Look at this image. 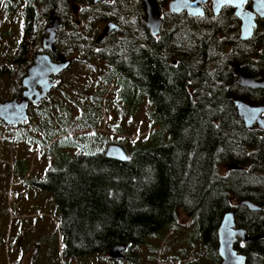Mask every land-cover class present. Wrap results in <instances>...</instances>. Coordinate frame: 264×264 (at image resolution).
<instances>
[{"label": "trees", "instance_id": "trees-1", "mask_svg": "<svg viewBox=\"0 0 264 264\" xmlns=\"http://www.w3.org/2000/svg\"><path fill=\"white\" fill-rule=\"evenodd\" d=\"M2 2L10 10V1ZM70 2L45 4L56 15ZM113 2L124 5V0ZM221 18L166 14L160 34L153 38L143 25L144 16L133 29L114 15L112 21L120 20L123 28L97 53L113 73L107 74L106 86L123 79L135 88L152 108L151 123L162 126L171 143L147 150L123 146L128 156L123 163L109 161L100 150L84 151L71 140L50 146L60 145V163L39 186L52 196L59 212L53 239L56 244L57 235L61 236L65 260L101 256L105 264L125 260L139 264L128 259L131 250L172 228L179 214L197 223L200 243L210 257V242L222 217L232 210L233 202L244 200L262 212L238 210L246 220H236L237 226L250 236L264 235V133L246 131L232 104L235 99L250 106L264 105V91L238 87L231 70L237 63L256 80L264 78V20L257 22L249 42H240L231 12ZM36 22L28 6L19 52L29 51V65L41 46ZM30 40L34 42L29 44ZM41 118H48L46 112ZM87 118L88 114L82 120ZM66 125L61 124L59 132L79 133L80 122ZM56 135L49 129L34 144L45 148ZM77 138L81 142L80 134ZM27 141L31 142L29 136ZM70 147L81 154L71 157L65 152ZM230 163L242 170L222 173ZM115 246L128 247L124 260L107 258ZM241 254L247 264H264V241L250 243Z\"/></svg>", "mask_w": 264, "mask_h": 264}, {"label": "rangeland", "instance_id": "rangeland-1", "mask_svg": "<svg viewBox=\"0 0 264 264\" xmlns=\"http://www.w3.org/2000/svg\"><path fill=\"white\" fill-rule=\"evenodd\" d=\"M3 1H10L11 8L8 10L0 0V102L17 97L24 70L29 66V51H26V55L19 52L25 9L28 6L33 8L38 35L42 33L40 41L46 35L45 28L51 13L44 0ZM170 1L158 0L162 20L168 14L166 10ZM71 5L78 9L76 16L72 15ZM144 11V5L139 0H124V5L107 0L105 4L93 7L82 0H72L67 9L56 14L63 22L56 47L74 63L58 76L56 87L49 93L48 99L36 109L29 108L25 125L11 129L0 121V264H24L17 256L13 257L8 241L18 240L15 226L20 216L35 213H41L42 224L37 228L33 224L21 229L25 231L24 246L33 242L39 231L43 252L49 253L51 249L57 251L54 264H105L101 256L75 261H67L61 256V236L57 235L59 241L56 244L53 239L58 229L59 212L53 206L52 196L42 189H36L34 184L43 182L47 173L60 163L58 148L69 140L81 145L84 151L96 149L103 152L109 145L147 150L171 143L163 127L151 123L152 108L145 98L140 99V93L135 88L123 79L106 86L110 69L93 54L96 51L93 42L97 32L105 23L112 22L114 15L127 20L135 29L141 16H144L145 23ZM76 21L80 24L76 25ZM32 42L34 40H30L29 44ZM41 50L40 46L36 54ZM42 112H46L47 119L41 118ZM87 114L88 118L82 120ZM78 122L79 133L59 132L61 124H67V128ZM49 129L59 133V136L49 138V145L45 148L34 144L42 141L45 131ZM20 134L22 140H18ZM79 134L81 142L77 138ZM56 142L60 145L49 149ZM65 150L71 157L81 154L76 147ZM175 220L172 228L159 232L157 236L146 239L139 248L131 250L128 259H136L139 264H215L206 256L200 243L197 223L183 214H179ZM30 227L32 232H29ZM44 260L42 264H46ZM122 264H129V261H122Z\"/></svg>", "mask_w": 264, "mask_h": 264}, {"label": "water", "instance_id": "water-1", "mask_svg": "<svg viewBox=\"0 0 264 264\" xmlns=\"http://www.w3.org/2000/svg\"><path fill=\"white\" fill-rule=\"evenodd\" d=\"M48 1V0H44ZM145 8L144 25L152 35L157 37L159 34L161 22V10L157 0H141ZM208 1L212 3V12L218 15L220 8L229 7L233 10V15L240 22L239 39L246 41L251 38L252 31L255 28V19H264V0H250L251 10H245L243 7L248 0H244L243 4L237 5L235 2L228 4L224 0H171L167 5V10L171 15H180L185 13L188 17L202 18L204 12L202 6ZM94 3H103L105 0H93ZM71 11L75 14L77 8L70 6ZM62 28V20L51 12L48 16V24L45 28V37L42 38V52L34 56L33 65L27 70L26 76L21 80L20 98H14L10 101L0 102V121L7 127L23 126L28 122V107H38L41 102L48 99L49 93L56 87L57 79L60 74L66 71L72 61L66 59L63 55H59L58 61L53 62L50 55L55 52V44L58 31ZM118 26L109 22L104 25L100 36L96 43L108 34L117 31ZM238 64L232 65L235 84L241 88L249 90H264V79L256 81L253 77L242 70ZM237 119H239L243 128L247 131L257 130L264 131V105L249 106L242 101L233 100ZM104 155L107 159L117 162H127L128 156L126 152L117 145H109L105 148ZM224 169L227 171H240L235 164H225ZM240 206H245L251 211H260V208L250 202L241 201L233 205L236 210ZM234 211L226 213L222 217L220 226L217 229L218 239V256L221 260L220 264H246V258L242 254H237L234 244L237 238L242 242L259 240L261 236L248 238L243 229H235ZM128 247L115 246L109 250L107 258L113 261H120L124 258V253Z\"/></svg>", "mask_w": 264, "mask_h": 264}, {"label": "flooded vegetation", "instance_id": "flooded-vegetation-1", "mask_svg": "<svg viewBox=\"0 0 264 264\" xmlns=\"http://www.w3.org/2000/svg\"><path fill=\"white\" fill-rule=\"evenodd\" d=\"M107 0H105V2H106ZM105 2H103L104 4H105ZM157 2H158V0H157ZM91 3V4H90ZM103 3H94L93 2V0H91V2L89 1V3H88V6H90V7H92L91 5H93V6H100V5H103ZM168 5V4H167ZM251 6H252V4H251V2H250V0H248L247 2H246V4L244 5V9L245 10H251ZM212 3L210 2V1H208L204 6H202V10H203V12L205 13V15L206 14H211L210 15V17L211 18H214V20L215 19H223V18H221V16H222V14L224 13H229V12H231V14H232V16L234 17V15H233V10L232 9H230L229 7H223V8H220L221 10L219 11V13H218V15L217 16H215L214 14H213V12H212ZM166 12H168V11H166ZM77 13H78V9H77V11H76V13L74 14L73 12H72V15L73 16H76L77 15ZM169 14V13H168ZM181 14H185V13H181ZM180 14V15H181ZM186 15V14H185ZM205 15L202 17V18H199V19H203L204 17H205ZM187 16V15H186ZM209 16V15H208ZM145 17H146V15H145ZM188 17V16H187ZM190 18H192V17H190ZM196 19H198V18H196ZM234 19H235V21H237V19L234 17ZM260 20H264L263 18L262 19H259V18H256L255 19V24H256V26H255V28L253 29V31H255L256 30V28H257V22L258 21H260ZM110 22V21H109ZM109 22H107V23H109ZM161 22H162V16H161ZM107 23H105V25L107 24ZM112 23H114L116 26H118V30L117 31H114V32H112V33H110V34H108L107 36H105V38H102V40L99 42V43H96V40H97V38H98V36H100V34H101V32H102V29L104 28H102L101 30H100V32L98 33L97 32V36H96V38H95V40H94V42H93V47H95L94 49H96V51H94L93 52V54L96 56V58L99 60V61H102V60H100V58L98 57V55H97V53H98V51H99V48L101 47V46H103L106 42H108V41H110L111 40V38L113 37V35H114V33H116V32H120L121 30H122V26H121V22H118L117 21V23L116 22H113L112 21ZM237 23H238V28H237V36H238V39H239V33H240V22L239 21H237ZM75 24L76 25H79L80 24V22H78V21H76L75 22ZM161 24V23H160ZM143 25H144V23H143ZM146 27V26H145ZM161 27H162V24H161V26H160V30H159V34H160V31H161ZM62 28H63V22H62ZM61 28V29H62ZM60 29V30H61ZM147 29V28H146ZM59 30V31H60ZM148 30V29H147ZM58 31V32H59ZM253 31H252V36H251V38L250 39H248V40H246V41H241L240 39H239V41L240 42H249L252 38H253V36H254V33H253ZM239 32V33H238ZM149 34H150V32H149ZM158 34V35H159ZM151 35V34H150ZM158 35H157V37H158ZM57 37H58V33H57ZM151 37H152V35H151ZM153 38H156V37H153ZM89 43H90V36H89ZM56 42H57V38H56ZM55 52H54V54H52V55H50V58H51V60L53 61V62H57L58 61V57H59V55H63L65 58H66V56L63 54V53H61V52H59L58 51V49H57V47H56V44H55ZM98 49V50H97ZM40 52H42V50L40 51ZM66 59H68V58H66ZM33 60H34V58H33ZM71 60V59H70ZM72 61V63H71V65L74 63V60H71ZM103 63V62H102ZM233 64H235V63H233ZM232 64V65H233ZM237 64V63H236ZM33 65V62H32V64L31 65H29L28 67H26L25 68V70H24V73H23V77H22V79L26 76V74H27V70L29 69V67H31ZM232 65H231V68H232ZM240 67V66H239ZM232 70V69H231ZM241 70V69H240ZM111 71V70H110ZM243 71V70H242ZM244 72V71H243ZM232 73H233V70H232ZM246 73V72H245ZM110 74H113L112 73V71L110 72ZM248 74V73H247ZM234 76V75H233ZM21 79V80H22ZM253 79H255V78H253ZM262 79H264V78H261V79H258V80H262ZM256 80V79H255ZM258 80H256V81H258ZM20 85H21V81H20ZM21 87V86H20ZM239 87V86H238ZM241 88V87H240ZM242 89H245V88H242ZM22 88H21V90H20V92H19V95L16 97V98H20V96H21V92H22ZM246 90H249V89H246ZM249 91H253V90H249ZM256 91H264V90H256ZM235 100V99H234ZM239 101V100H238ZM232 102H233V100H232ZM42 103V102H41ZM233 104V103H232ZM41 105V104H40ZM250 106V105H249ZM257 106H263V105H257ZM31 106H29L28 107V110H29V108H30ZM19 128V126L18 127H11V129H18ZM245 129V128H244ZM246 130V129H245ZM247 131V130H246ZM251 131H259V132H262V133H264V131H261V130H257V129H253V130H250L249 132H251ZM224 167V166H223ZM222 167V169L223 170H225V171H227L226 169H224ZM242 170V169H241ZM41 184V182L40 183H38V182H36L35 184H34V187L36 188V189H40L41 190V188H40V185ZM244 201H246V200H244ZM241 202V201H240ZM248 202H250V201H248ZM237 203H239V202H233L232 203V205H231V207H232V210L231 211H234V223H235V229H243L242 227H238L237 226V224H236V220H238V221H240V222H242V223H244V221L246 220L245 218V216L246 215H244V214H242V213H239V212H237L238 210H240V209H244V210H242V211H248V212H250V213H256V214H260L261 212H262V209L259 207V206H257V205H255V206H257V207H259L260 208V211H251V210H249L247 207H245V206H240V207H238L236 210H234L233 209V205L234 204H237ZM251 204H253L252 202H250ZM231 211H229V212H231ZM20 218L21 219H19V222H18V224L15 226V233L18 235V240H16L15 242H9L8 241V245H9V247H10V249H11V252L13 253V257H15V256H17L19 259V261L20 262H24V264L26 263V264H42L43 263V260H44V258H45V262H46V264H49L48 263V261L50 262V264H54V258H55V256L56 255H58L56 252L57 251H55V250H53V249H51L50 250V252L49 253H44L43 252V244H42V242H41V240H40V238L38 237V234H39V231H38V233H36L35 234V236H36V238L34 239V241L32 242H30L28 245H26V246H24V242H26V241H24L25 239H24V236H23V234H25V231H22L21 229L24 227V226H32L33 224H34V226L37 228L38 226L37 225H40L41 226V224H42V218H41V213H35V214H28V215H21L20 216ZM259 218V217H258ZM260 219H261V217H260ZM24 223L26 224V225H24ZM38 230V229H37ZM217 230V229H216ZM245 232H246V234H247V237L248 238H252V237H255V236H250L249 234H248V232L245 230V229H243ZM29 232H32V230H31V227H30V230H29ZM200 235V234H199ZM256 236H261V237H264V235H256ZM200 240H201V238H200ZM257 241H264V238H261V239H259V240H256V241H254V242H257ZM218 239H217V232H216V235H215V240H213L212 242H210V244H211V246H213V248L211 249V253H210V257H209V259H212V261H213V263H215V264H220L221 263V260H220V258H219V256L217 255L218 254ZM254 242H251V241H246V242H242V240L240 239V238H237V240L235 241V244H234V249L236 250V252H237V254H241V252L242 251H244L245 249H246V247L250 244V243H254ZM9 243H11V244H9ZM204 248V251H205V253H206V256L207 255H209V254H207V247L205 246V247H203ZM243 255V254H242ZM243 256H245V255H243ZM246 258V257H245ZM246 264H247V260H246Z\"/></svg>", "mask_w": 264, "mask_h": 264}, {"label": "snow or ice", "instance_id": "snow-or-ice-1", "mask_svg": "<svg viewBox=\"0 0 264 264\" xmlns=\"http://www.w3.org/2000/svg\"><path fill=\"white\" fill-rule=\"evenodd\" d=\"M224 2L228 4L235 2L237 5H240L244 3V0H224Z\"/></svg>", "mask_w": 264, "mask_h": 264}]
</instances>
